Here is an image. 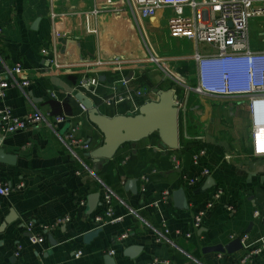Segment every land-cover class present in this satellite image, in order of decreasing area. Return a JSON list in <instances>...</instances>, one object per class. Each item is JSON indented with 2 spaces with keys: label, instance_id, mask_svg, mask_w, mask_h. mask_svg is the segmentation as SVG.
<instances>
[{
  "label": "crops",
  "instance_id": "crops-1",
  "mask_svg": "<svg viewBox=\"0 0 264 264\" xmlns=\"http://www.w3.org/2000/svg\"><path fill=\"white\" fill-rule=\"evenodd\" d=\"M168 13L160 10L151 18H140L126 0H0V72L11 83L0 98V109L21 117L38 110L50 123L57 115L65 116L55 127L44 123L1 135L0 147L14 156L15 163H0V177L8 185L23 186L0 196V226L10 209L17 216L0 229V264H107L105 255L115 264H150L154 258L174 264H236L264 238V156L251 153L247 100L198 95L150 63V54L157 56L164 70L193 84V54L211 51L204 44L171 37ZM53 14L58 36L52 34ZM248 35L252 49L264 50V14L250 18ZM110 61L119 63L107 65ZM16 62L24 73L13 77L7 68ZM100 62L106 64L97 65ZM24 75L28 84L21 86ZM83 76L97 79L92 100L107 116L135 113L158 91L175 89L181 102L178 149L163 148L157 137L150 136L122 145L111 159L94 161L88 153L101 144L103 135L75 98ZM51 92L62 101L52 98ZM118 96L124 100L115 105L103 101ZM72 124L78 126L77 135L89 145L88 151L71 150L63 142L62 135ZM200 149L205 154L193 164L191 155ZM172 156L180 170L172 168ZM203 168L208 175H201ZM142 174L148 176L144 191ZM195 176L198 180L189 182ZM132 178L137 179L136 194L123 186ZM217 188L222 193L214 199ZM177 189L183 191V207L174 205L172 193ZM164 191L171 195L162 201ZM95 192L99 203L87 214L86 198ZM105 193L110 195L109 204ZM159 199L158 206H152ZM208 201L212 205L195 228L193 218ZM230 205L234 211L227 210ZM107 206L120 219L95 222ZM62 216L70 220L50 227ZM28 222L33 223L32 233L44 237L42 243L29 242ZM95 228L99 233L85 243L83 234ZM242 235L247 238L240 249L204 252L207 246H225ZM132 245L141 249L131 258L123 251ZM243 264H264V252Z\"/></svg>",
  "mask_w": 264,
  "mask_h": 264
},
{
  "label": "built area",
  "instance_id": "built-area-1",
  "mask_svg": "<svg viewBox=\"0 0 264 264\" xmlns=\"http://www.w3.org/2000/svg\"><path fill=\"white\" fill-rule=\"evenodd\" d=\"M128 7L140 18H151L160 10H166L169 13L166 17V28L168 34L175 38H185L196 44H204L211 48V51L200 54L195 52L192 56L196 63V75L193 84H186L180 78L172 73L164 70L161 58L150 54V63L158 66L173 81L179 83L187 90H191L196 94L209 95L214 97L225 98H245L251 114L250 126V147L254 156H264V50H255L250 47L248 24L250 18L264 14V0H126ZM55 16L52 15L53 25L52 34L59 35L58 27L55 26ZM42 53L47 51L42 49ZM119 62L110 61L109 64H118ZM54 67H59L52 60ZM106 62L97 63L104 65ZM7 73L14 77L15 74L24 73V69L20 62H16L11 68H7ZM9 79L0 72V98L5 94L6 88L10 85ZM26 76L20 85H27ZM96 78H88L83 76L77 86V90L86 96L92 98L96 95ZM51 97L61 102L55 92L50 93ZM124 100L123 96L104 99L107 106L115 105ZM179 109L181 102L176 99ZM82 111H86L84 106L79 103ZM65 121L64 115L54 117L52 123L46 120V116L40 111L34 110L25 116H16L9 109H0V133L1 135L14 133L20 130L36 127L40 124L57 126ZM78 126L72 124L67 127L62 135V140L72 148H81L89 150V145L84 143L77 135ZM205 154L200 149L191 155L193 164H198L200 158ZM172 168L180 170V162L175 156L170 157ZM125 163V162H124ZM207 168L201 170V175H208ZM186 178L188 176L184 175ZM185 177H183L185 179ZM141 190H145V184L148 183V176L142 174L140 177ZM198 177L189 179V182H195ZM22 183L15 186L8 185L0 177V196H8L13 190L20 189ZM222 190L217 188L213 193L214 199L219 198ZM169 191H164L161 200H166L170 196ZM110 195L105 193L104 200L106 204L110 202ZM160 202L156 200L152 202V206L157 207ZM84 205V201H81ZM212 205L211 201L205 203L204 208L198 210L193 218V226L198 228L201 218L206 209ZM228 211H234L232 205L227 207ZM257 216L258 212H254ZM120 218H115L110 206H107L103 215H96L95 222H114ZM68 216H62L55 219L50 227H56L69 221ZM264 223V217H262ZM33 223L26 224V230L29 233L28 240L31 244H39L44 241L42 235L32 233ZM123 234L122 237H126ZM189 236V234H186ZM241 244L246 241V236H237ZM21 248L18 247L17 251ZM264 252V238L254 247L248 250L239 263L243 264L252 255ZM113 254V251H109ZM81 251L75 253L78 258ZM150 264H174L169 260L154 258Z\"/></svg>",
  "mask_w": 264,
  "mask_h": 264
},
{
  "label": "water",
  "instance_id": "water-1",
  "mask_svg": "<svg viewBox=\"0 0 264 264\" xmlns=\"http://www.w3.org/2000/svg\"><path fill=\"white\" fill-rule=\"evenodd\" d=\"M264 8V6L262 7ZM76 100L86 109L88 120L97 127L102 133L103 138L100 145L92 149L88 155L94 160L111 159L117 153L119 148L125 143L138 142L157 134L160 144L163 148L176 150L178 143V106L176 103L177 94L175 89L169 88L158 91L156 97L147 100L141 104L137 113L115 114L107 116L99 112L92 98L81 92L75 94ZM0 133V144H1ZM0 163L12 165L15 163L13 155L4 153L0 147ZM124 188L133 194L137 193V179L132 178L126 180ZM99 199L98 193L89 194L86 198V213L90 214L95 209ZM174 205L183 207L185 205V197L182 189H177L172 193ZM17 219L16 214L10 209L9 213L4 217L0 229H4L7 224ZM100 228H95L84 233L82 239L85 243H89L99 233ZM29 235V234H28ZM52 243V239H50ZM54 243V242H53ZM238 238L232 240L229 244L207 246L204 252H228L242 248ZM141 248L139 246H128L124 249L123 254L134 257ZM107 264H115L112 257L104 256Z\"/></svg>",
  "mask_w": 264,
  "mask_h": 264
},
{
  "label": "rangeland",
  "instance_id": "rangeland-1",
  "mask_svg": "<svg viewBox=\"0 0 264 264\" xmlns=\"http://www.w3.org/2000/svg\"><path fill=\"white\" fill-rule=\"evenodd\" d=\"M156 33H157L158 37L161 39L162 31H161L159 28H157V29H156ZM236 118H237V120H238L239 116H236Z\"/></svg>",
  "mask_w": 264,
  "mask_h": 264
},
{
  "label": "trees",
  "instance_id": "trees-1",
  "mask_svg": "<svg viewBox=\"0 0 264 264\" xmlns=\"http://www.w3.org/2000/svg\"><path fill=\"white\" fill-rule=\"evenodd\" d=\"M93 99V98H92ZM135 113H137V112H135ZM151 136H155V137H157L158 138V136H157V134L156 133H154L153 135H151ZM159 140V139H158ZM159 143H160V141H159ZM126 144V143H125ZM124 145V144H123ZM159 145H161V144H159Z\"/></svg>",
  "mask_w": 264,
  "mask_h": 264
}]
</instances>
